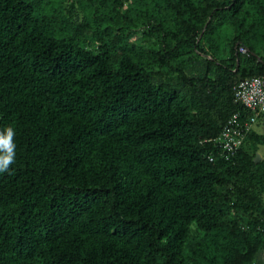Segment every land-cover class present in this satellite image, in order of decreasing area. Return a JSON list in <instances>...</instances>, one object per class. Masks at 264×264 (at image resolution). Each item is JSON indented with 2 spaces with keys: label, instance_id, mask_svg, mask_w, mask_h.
<instances>
[{
  "label": "trees",
  "instance_id": "16d2710c",
  "mask_svg": "<svg viewBox=\"0 0 264 264\" xmlns=\"http://www.w3.org/2000/svg\"><path fill=\"white\" fill-rule=\"evenodd\" d=\"M262 75L264 0H0V264H264Z\"/></svg>",
  "mask_w": 264,
  "mask_h": 264
},
{
  "label": "built area",
  "instance_id": "2783aa9c",
  "mask_svg": "<svg viewBox=\"0 0 264 264\" xmlns=\"http://www.w3.org/2000/svg\"><path fill=\"white\" fill-rule=\"evenodd\" d=\"M239 52L245 54L247 51L240 47ZM233 91L235 103L250 115L246 119H242L240 113L230 116L221 134L215 139V143L229 157L236 154L259 116L264 114V75L240 81Z\"/></svg>",
  "mask_w": 264,
  "mask_h": 264
},
{
  "label": "clouds",
  "instance_id": "9594fccd",
  "mask_svg": "<svg viewBox=\"0 0 264 264\" xmlns=\"http://www.w3.org/2000/svg\"><path fill=\"white\" fill-rule=\"evenodd\" d=\"M14 136L15 131L10 126L4 131H0V173L7 172L11 165L15 163L16 145Z\"/></svg>",
  "mask_w": 264,
  "mask_h": 264
},
{
  "label": "rangeland",
  "instance_id": "374dc122",
  "mask_svg": "<svg viewBox=\"0 0 264 264\" xmlns=\"http://www.w3.org/2000/svg\"><path fill=\"white\" fill-rule=\"evenodd\" d=\"M253 131L258 135H264V117L258 119V121L253 125ZM257 153L261 157V160L264 161V145L259 146Z\"/></svg>",
  "mask_w": 264,
  "mask_h": 264
},
{
  "label": "water",
  "instance_id": "95a60500",
  "mask_svg": "<svg viewBox=\"0 0 264 264\" xmlns=\"http://www.w3.org/2000/svg\"><path fill=\"white\" fill-rule=\"evenodd\" d=\"M260 161H261V157L257 153L255 158H254V163H259Z\"/></svg>",
  "mask_w": 264,
  "mask_h": 264
},
{
  "label": "crops",
  "instance_id": "0c3cea01",
  "mask_svg": "<svg viewBox=\"0 0 264 264\" xmlns=\"http://www.w3.org/2000/svg\"><path fill=\"white\" fill-rule=\"evenodd\" d=\"M262 117H264V114H261L260 116H259V118L258 119H260V118H262ZM258 119H257V121H258ZM256 121V122H257ZM253 131V127H252V129H251V131L249 132V133H251ZM254 132V131H253ZM257 134V133H256Z\"/></svg>",
  "mask_w": 264,
  "mask_h": 264
}]
</instances>
